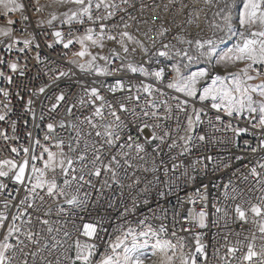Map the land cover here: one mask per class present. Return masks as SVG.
Masks as SVG:
<instances>
[{
    "label": "snow or ice",
    "instance_id": "snow-or-ice-1",
    "mask_svg": "<svg viewBox=\"0 0 264 264\" xmlns=\"http://www.w3.org/2000/svg\"><path fill=\"white\" fill-rule=\"evenodd\" d=\"M199 3L200 0H168L163 11L167 13L170 5H175L171 9L172 18L167 27L164 24L157 27L156 21L163 19L157 13L160 5L148 4L145 0H49L47 4H42L41 0H0V47L6 53L0 56V79L12 86L25 77L28 53L33 49L36 51L32 58L38 63L46 59L39 51L36 33L24 35L33 24L41 30V35L50 34L54 38L46 45L49 49L62 46L65 51L61 60L69 65L65 68L52 61L55 65L52 67L45 63L48 83L31 91L23 105L34 128L38 129L42 124L46 129L43 143L41 137L34 136L32 131L26 133L28 146L12 143L21 139L17 134V121L9 120L13 111L12 98L24 100L21 94L24 86L18 85L15 89L0 87V122L8 123V128L0 127V140L5 142L4 147L10 153L7 158H0V264H208L207 245L199 234L194 235L191 247L184 236L178 235L181 231L191 233L193 227L207 228L209 214L206 210L189 211L185 218L187 224H181L177 219L179 213H174L171 226L161 223L154 227L149 222L151 219L166 220L167 211L163 208L160 209L161 216L157 217L152 210L151 217L144 215L136 219L135 225L128 219L135 216L141 205L149 204L147 194L150 187L163 183L159 175L161 171L168 176L170 172L183 168L182 176L196 178L189 175V165L182 161L177 163V160L208 143L207 133L197 134L198 126L207 116L206 109L215 110L214 118H208L209 125L215 127L213 119L220 122L221 128L216 130L231 131L233 138L229 143L236 147H240L237 138L248 133L249 128L236 126L232 120L247 117L251 128L264 130V0H240L239 5L235 0H203V8L197 7ZM61 8L67 10L60 11ZM46 9L51 11L46 12ZM211 9L215 10L211 11L209 20L207 10ZM147 11L152 13L150 19L144 18ZM201 13L211 35L203 34V29L194 34L190 31L201 28ZM17 14L18 19L14 18ZM180 16L184 19L179 20ZM65 25L68 27L67 36L63 30ZM75 25L84 26L82 31L76 29L80 31L79 35L73 31ZM133 25L136 27L130 31ZM142 25L151 26L142 31ZM140 35L148 43L140 39ZM233 38L231 47H220ZM106 41L118 45L119 51L113 48L105 54ZM76 45L78 49L73 50ZM13 51L22 57L9 61L7 55ZM138 53L148 59L138 62L135 59ZM159 58L174 61L172 75L166 83V67L158 66L153 71L145 66L159 65ZM201 63L207 67L185 71L193 64ZM237 64L244 67L237 71L228 70ZM73 69L97 77L128 72L151 78V82L116 80L106 86L114 98L108 99L101 90L104 86H98L97 81H92L89 86L86 81L75 80L81 86V94L75 101L69 102L66 93L59 91L54 94L55 102L49 104L47 115L42 111L37 116L31 96L45 94L53 86L58 88L62 79L71 80L76 75ZM157 82L175 94L169 96L157 86ZM117 93L124 95L116 98ZM158 96L165 99L158 100ZM142 97L144 106L137 112ZM65 105V116L71 119L59 116V109ZM181 113L184 114L183 121ZM122 114L130 115L132 119H124ZM225 117L232 118L226 125L223 123ZM149 119L153 122H147ZM170 120L175 121L174 128L164 126V122ZM23 123L27 126L29 121ZM57 129L68 132L69 139L56 135ZM146 129L150 130V136L143 135ZM243 144L253 153L264 152V138L255 146L248 140H243ZM165 145L169 152L178 150L177 155L169 157L170 166L164 159H156L163 153ZM149 148L155 155L150 156ZM243 158L236 157L238 160ZM202 159L214 160L212 156L198 157L191 162L193 172ZM224 166L229 165L224 163ZM202 167L207 168V165ZM249 171L261 185L256 202L236 203L232 215L225 207H216L215 212L222 215L214 223L219 224L223 219L225 228L230 222L251 223L259 236L253 233L245 237L247 251L242 256L237 255L240 249L236 246L227 247L225 255L220 257L223 264H232V260L237 264H264V162L257 161ZM138 172H151L153 179L140 187L142 181ZM85 174L101 180V196L103 189L113 184L121 190L128 189V202H122V210H117L123 223L116 225L107 240L108 229L102 226L107 223L104 218L95 223H84L82 235L90 240L82 241L77 237L68 242L72 236L69 221L53 222L49 217L53 212L65 214L61 198L69 205L88 210L89 193L81 196L80 189L85 184L94 185L91 179L85 181ZM124 180L130 183L125 185ZM173 183L170 178L168 184ZM207 187L204 185L205 189ZM168 191L171 192L170 187ZM120 195L123 196L124 192L121 191ZM158 195L164 198L166 193L159 192ZM240 195L242 193L237 192L230 197L225 186V199L236 200ZM202 199L207 201V196ZM113 207L110 202L108 208ZM98 224L101 225L99 229ZM72 227L76 228L74 222ZM231 234L229 229L224 239ZM257 239L262 241L259 247ZM65 242H68L67 247ZM240 243V240L236 241V244Z\"/></svg>",
    "mask_w": 264,
    "mask_h": 264
},
{
    "label": "built area",
    "instance_id": "built-area-1",
    "mask_svg": "<svg viewBox=\"0 0 264 264\" xmlns=\"http://www.w3.org/2000/svg\"><path fill=\"white\" fill-rule=\"evenodd\" d=\"M44 1L47 0H41L42 4H46ZM187 2V0H186ZM235 2L239 5L240 0H235ZM145 3L152 4L156 3L160 5V8L157 9V13L163 18L162 20L156 21V26H160L161 24H164V26H168V21L172 18V11L171 9L175 7V5H170V11L165 13L163 11V5L168 3V0H145ZM137 7H139V3H137ZM198 8H203L204 3L203 0H200V3L197 5ZM215 9L207 10L208 11V18L211 19V11H214ZM47 11H51V9H46ZM122 14V13H121ZM136 15L138 18H141L139 13L137 12ZM152 13L150 11H147L145 13L144 18L151 17ZM14 18H19L18 14ZM179 20H183L184 17L180 16L178 17ZM2 23V21H0ZM201 28L195 29L192 28L190 31L194 34L197 31H201L203 29V34L205 35H211V31L207 28V21L204 20V14L201 13ZM151 25H142V31H147L148 28ZM238 26V25H237ZM84 26L75 25L73 28V31L75 35H79L80 31H82ZM136 25H133L132 29H129L130 31H134ZM76 29H80V31H76ZM66 36L68 33V27L65 25L63 28ZM41 30H38L35 28V24L32 25L28 29L27 33H24L25 36L28 35V33H36V39L40 44V53L42 58H46L44 62L38 63L35 59L32 57L35 54V49L31 53H28V69L26 71V76L23 78H20L16 81V83L12 86H8L6 84V81L3 79H0V87H11L12 89H15L18 85H23L24 90L21 92V94L24 96V100H19L15 96L12 98V106L13 111L9 114V120H16L17 121V134L21 137L20 141L16 142L13 141V144L19 143L24 146H28L29 138L27 137L26 133L28 131H32L33 135H39L41 137V142L43 143V135L45 134L46 129L41 124L40 128H34L31 116L30 114H26L24 112L23 105L26 103V100L30 97V92L37 90L40 86L45 85L48 83V76L45 75V63H48L49 66L55 67L54 64H52V61H57L60 63L62 67L67 68L69 65L66 61L61 60V55L63 51H65L62 46L56 45L53 49H49L46 45L47 43L53 42V37L49 34L47 36L40 34ZM43 31H49L47 29H44ZM173 33H175L176 29L173 28ZM17 35H20L19 32L16 33ZM218 35H223V33H218ZM171 37L169 36L168 39ZM140 39L145 40L146 43L148 41L146 38L142 35H140ZM234 39L226 40V43L224 45H221V48L224 47H231L232 43L234 42ZM165 42H168L166 39ZM150 46V45H149ZM179 47V45H177ZM78 45H76L73 50L78 49ZM117 49L119 51L118 45H116L114 42L106 41V47L104 48V53L107 54L110 49ZM94 51H98L97 49H94ZM6 55L4 49L0 47V56ZM17 57H22V54L13 51L10 55H7V59L9 61L16 59ZM135 59L138 62H143L147 60L148 58L144 56L142 53H138ZM153 59H156L155 57ZM160 63L152 64V65H145L146 67H151V69L154 71L158 66L159 67H166V79L165 83L167 82V79H169L172 75L171 73V64L174 61H169L167 58H159ZM102 63V62H101ZM117 66L119 65V61L116 62ZM6 72L8 71L7 68L4 69ZM76 72V75L71 79H62L60 80L59 87L53 86L52 88L48 89L45 94H40L36 96H31V98L34 100V110L39 116L41 112L43 111L47 115V109L50 103L55 102L54 101V94L58 93L59 91H64L66 95L69 98V102H73L76 100V98L81 94V86L79 84H76L75 80H83L88 83L89 86H91L92 81H97L98 86H104L101 88L103 94L108 99H114L111 94H109L106 90V86L110 84H114L116 80H124L125 83H128L131 81L132 83H139L141 80H144L145 82H151V78H144L140 74H131L128 72H117L115 75L112 76H94L91 74H84L81 73L78 69H73ZM157 86L160 87L163 91H166L169 96L175 94L172 90L166 89L164 87V84H161L157 82ZM121 95H124L123 93H117L116 98H119ZM2 99V97H0ZM158 100H163L165 97L158 96ZM172 102V101H170ZM135 106V105H131ZM144 106V99L142 97L140 101V105L136 107V111H140V107ZM201 104L197 102V107H200ZM2 110V108H0ZM207 110V116L203 117V124L198 126L197 128V134H203L207 133L208 136V143L206 145H200V149H193L192 153L185 156L180 157L179 160H177V163H180L181 161L185 165H189V175L195 176L196 178L189 179L187 177H184L181 175L183 172V168H178L174 173L170 172L168 176H164L163 172L159 173L160 180L163 181V183L159 184H153L149 192L147 194V199L149 200L148 205H141V207L138 208L137 213L135 216H129L128 219L133 222L135 225L136 219L142 218L144 215H148L151 217L152 210H155L156 216L159 217L162 215L160 209L163 208L167 211V219L166 220H160V219H151L149 222L154 226L158 227L161 223H164L168 226H171L173 222V214L179 213L177 219L180 220L181 224H187V220L185 219L187 217V214L189 211H195L199 212L200 210H206L208 212V220L207 224L208 227L204 229H200L199 227H193L191 229V233L189 232H179L178 235L184 236L186 238V243L189 247H191L194 244V235L199 234L201 236L202 242L207 245L206 251L208 252V264H223V261L220 259V257L224 256L227 247L229 246H236L240 249V251L237 253L238 256H242L246 251V244L247 241L245 240V237H250L253 233H255L257 236H259V233L257 232L254 225L251 223H229V227H224V220L221 219L219 224L214 223L220 217L222 214H218L215 212L216 207H225L230 215L233 214V208L236 203H244L245 201H250L251 203H255V197L259 196L261 193L259 191L261 185L257 183V178L250 175V168L253 166H256L257 161L264 162V152H255L253 153L250 149L246 148V146L243 144V140H248L253 146L256 145L257 141L259 139L264 138V130L261 129H253L251 128L250 123L247 120V117L244 118H236L235 120H232V123L236 126L240 127H248L249 132L242 134L241 137H238L237 140L240 144V147H236L235 144L229 143V141L233 138V133L231 131H217L216 129L221 128V123L216 122L213 119V124L209 125L208 118L215 116V110ZM66 111V105L64 107H61L59 109V116L64 117L65 119H71L69 117L65 116ZM161 113H163V109H161ZM76 115H80V112L77 111ZM183 113L180 114L181 120L183 121ZM124 119H132L130 115L123 116ZM232 118L225 117L223 123L226 125L229 120ZM28 120V125H24L23 121ZM139 122V121H138ZM147 122L152 123L153 121L149 119ZM255 121H253L254 123ZM172 126L175 127V121L170 120L167 122H164V126ZM0 127L8 128V123L6 122H0ZM146 132H148L149 136L151 135L150 130L146 129ZM133 132L135 133V130L133 129ZM11 134V133H10ZM56 135L64 137L66 140L69 139V133L60 129H57ZM145 136L146 133L144 132ZM223 141V142H221ZM199 143V142H197ZM5 142L3 140H0V158H7L10 153L6 150L4 147ZM178 150H173L172 152L168 151L167 145L163 146V153L156 156L157 161L160 159H164L166 163L171 164V161L169 159L170 156L177 155ZM149 154L150 156L155 155L152 154L151 148H149ZM203 156H212L214 158L213 161L203 160L201 164L196 165V171L193 172L191 168V162L198 157ZM237 156L244 157L242 160L236 159ZM224 163H227L229 166L225 167ZM202 165H207V168H203ZM88 169L85 168V173H87ZM131 171V170H129ZM260 171V169H258ZM137 175L140 177L142 183L140 187L144 186V183L147 181H151L153 179V174L151 172L144 173V172H138ZM247 177V179H245ZM171 178V180L174 181L173 184L169 185L168 181ZM62 179V178H61ZM89 179L92 180V183L94 187H90L87 184L84 185L83 188L80 189L81 196L85 192L89 193V201H88V210L85 211L79 207H75L72 205H69L65 203L63 198L60 200V204L65 209L64 215H59L55 212H53V215L49 217V219L53 222L56 221H69L68 223V229L72 233V236L69 238L68 242H71L74 238H79L82 241H88L90 238L84 237L82 235V225L87 222H97L101 218H104L107 223H104L102 226L108 229V233L105 235V240H107L108 237L112 236L116 225L118 223H123V220L121 219V216L118 209L122 210V202H128L127 197L129 195V191L127 188L121 190L118 185L113 184L112 187L108 188L105 187L103 189V195H100V185L101 180L97 179L95 177H90L87 174H85V181H88ZM123 183L127 185L130 183L128 180H124ZM204 185H207V189L204 188ZM225 186H227V191L231 196H235L237 192L242 193V195L238 196L236 200L232 199H225L224 197V191ZM75 187V185H74ZM169 187L171 188V192L168 191ZM233 189L236 191L234 192ZM139 189H136L135 191H138ZM121 191L124 192V195L121 196ZM159 192H165L166 195L164 198H161L158 193ZM21 195H23V192H21ZM207 196V201L202 199L203 196ZM179 198V200H178ZM0 201H2V198H0ZM113 203L114 207L109 209L108 204ZM182 202V203H181ZM206 205V207H205ZM53 208H55V205H53ZM81 217H83V220H81ZM72 222L75 223L76 228L72 227ZM98 229L101 225H97ZM190 226V225H189ZM39 227V226H37ZM231 230V235H228L227 240L224 239L225 234ZM236 233H239L240 235H235ZM240 240V244H236V241ZM68 242H65V247H67ZM262 243L259 239H257L256 244L257 247ZM101 249L103 250V243L101 244ZM217 249L219 250L217 252ZM232 264H237L236 260H232ZM244 264H247V262H244Z\"/></svg>",
    "mask_w": 264,
    "mask_h": 264
},
{
    "label": "rangeland",
    "instance_id": "rangeland-1",
    "mask_svg": "<svg viewBox=\"0 0 264 264\" xmlns=\"http://www.w3.org/2000/svg\"><path fill=\"white\" fill-rule=\"evenodd\" d=\"M46 4L49 3V0L47 1H44ZM60 11H66L67 8H61L59 9ZM202 67H207V65L201 63V64H193L189 69H186L185 71L188 72V71H197L199 68H202ZM244 65L243 64H237L235 65L234 67H230L228 70L229 71H237L239 70L240 68H243ZM218 71H221V73L223 74L222 70L221 69H217ZM146 135L149 136L148 132H146Z\"/></svg>",
    "mask_w": 264,
    "mask_h": 264
}]
</instances>
